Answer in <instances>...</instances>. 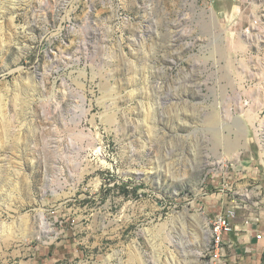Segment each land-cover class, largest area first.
I'll return each instance as SVG.
<instances>
[{"label": "rangeland", "instance_id": "obj_1", "mask_svg": "<svg viewBox=\"0 0 264 264\" xmlns=\"http://www.w3.org/2000/svg\"><path fill=\"white\" fill-rule=\"evenodd\" d=\"M219 215L264 233V0H0V264H211Z\"/></svg>", "mask_w": 264, "mask_h": 264}, {"label": "built area", "instance_id": "obj_2", "mask_svg": "<svg viewBox=\"0 0 264 264\" xmlns=\"http://www.w3.org/2000/svg\"><path fill=\"white\" fill-rule=\"evenodd\" d=\"M211 230V240L210 246L208 248L211 255V264H222L221 258L225 256H231L232 250L234 252L235 245L230 239V234L234 231V228L230 225L225 216L219 215L214 221L210 222ZM256 241H261L264 239V233L255 234Z\"/></svg>", "mask_w": 264, "mask_h": 264}, {"label": "crops", "instance_id": "obj_3", "mask_svg": "<svg viewBox=\"0 0 264 264\" xmlns=\"http://www.w3.org/2000/svg\"><path fill=\"white\" fill-rule=\"evenodd\" d=\"M245 232H247V234ZM230 239L235 245L234 253L231 256L233 257L236 255L237 258H242L241 260L238 258L239 262L237 264L259 263L262 258L261 251H259L261 249V241H256L255 237L242 227L235 228Z\"/></svg>", "mask_w": 264, "mask_h": 264}, {"label": "bare ground", "instance_id": "obj_4", "mask_svg": "<svg viewBox=\"0 0 264 264\" xmlns=\"http://www.w3.org/2000/svg\"><path fill=\"white\" fill-rule=\"evenodd\" d=\"M211 18H213L214 19V16H213V14L211 13ZM250 43V42H249ZM249 70V69H248ZM236 116V115H235ZM255 114H252V113H246V119L248 120V121H250L251 123H253V121H255ZM257 117V116H256ZM235 121H236V123H237V127H238V131L236 132V136L237 137H240L241 135H242V133L244 132V129H245V126H244V124H243V121L240 119V118H235ZM259 133V132H258ZM237 134H239V135H237ZM258 135V134H257ZM235 146V145H234ZM231 148V147H230ZM41 223L43 224V222H42V219H41ZM44 227V226H43ZM41 228V227H40ZM44 230V228L41 230V231H39V233L37 232V235H41Z\"/></svg>", "mask_w": 264, "mask_h": 264}]
</instances>
